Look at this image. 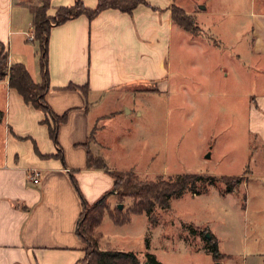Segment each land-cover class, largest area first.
I'll use <instances>...</instances> for the list:
<instances>
[{
    "label": "crops",
    "instance_id": "crops-1",
    "mask_svg": "<svg viewBox=\"0 0 264 264\" xmlns=\"http://www.w3.org/2000/svg\"><path fill=\"white\" fill-rule=\"evenodd\" d=\"M75 1L49 0L46 14L53 16L57 8L73 6ZM80 1L87 9H94L98 3ZM147 2L149 6L140 4L129 13L105 9L92 19L81 14L51 26L44 101L55 118H62L55 139L50 135L52 117L25 103L9 87L7 77L0 80V264L82 262L85 245L77 234L81 201L90 205L112 189L114 180L109 172H134L118 168L124 148L118 139L121 133L113 135L110 125L129 114L141 115L135 105L140 93L160 92L172 86L170 57L191 48L216 54L218 39L203 43L197 23L209 13L207 4L185 7L182 0ZM40 3L0 0V41L7 50L8 63L23 64L35 83H41L43 77L37 45L29 39L33 31L30 9ZM172 5L194 20L200 29L198 34L172 21ZM250 14L251 52L264 56V10ZM207 77L201 73L193 85L179 81V89L199 92L204 81L211 83ZM130 87L134 89L129 91ZM248 124V132L258 139L264 155V96L254 97ZM88 154L102 159L106 169L89 168ZM33 171L39 173L37 183L28 179ZM113 201L114 196H109L111 210ZM142 214H132L128 222L118 225L106 213L97 227L98 248L133 252L122 247L139 238L138 234L120 233L119 228Z\"/></svg>",
    "mask_w": 264,
    "mask_h": 264
},
{
    "label": "rangeland",
    "instance_id": "rangeland-1",
    "mask_svg": "<svg viewBox=\"0 0 264 264\" xmlns=\"http://www.w3.org/2000/svg\"><path fill=\"white\" fill-rule=\"evenodd\" d=\"M199 2L209 11L197 21L200 36L203 43L218 39L216 54L191 48L170 57L172 86L140 93L135 105L141 115L129 114L110 125L113 135L121 133L124 148L118 168L133 170L141 181L188 173L241 176L243 181L229 194H222L218 184L197 197L170 199L167 209H155L154 226L144 214L135 216L119 229L139 238L122 248L133 251L140 264L146 263L148 248L160 264H264V155L248 132L249 108L254 97L264 96V56L251 52L250 13L264 10V2L182 0L185 7ZM201 73L211 81L203 80L201 91L179 89V81L193 85ZM115 204H122V211L131 206L128 198L114 197L112 210ZM205 233L236 260L221 253L215 261L214 240Z\"/></svg>",
    "mask_w": 264,
    "mask_h": 264
},
{
    "label": "trees",
    "instance_id": "trees-1",
    "mask_svg": "<svg viewBox=\"0 0 264 264\" xmlns=\"http://www.w3.org/2000/svg\"><path fill=\"white\" fill-rule=\"evenodd\" d=\"M38 7H32L33 14V33L34 41L38 48V65L42 73V82L35 83L31 79L25 66L21 63H8V54L5 46L0 41V80L7 77L9 87L15 89L23 98L24 102L30 104L51 116L53 119V128H50V135L55 139L57 124L62 118H55L44 101V94L48 88L47 77V41L51 26L59 25L68 19L75 18L81 14L92 19L105 9H117L122 12H131L136 6L143 4L149 6L147 0H98L94 9L85 8L80 0H76L73 6L59 7L55 10L53 16H47L46 11L49 8V0H40ZM172 20L184 30L196 33L198 27L194 20L186 15L180 8L171 6ZM72 88H78L70 86ZM80 89H82L80 87ZM87 165L89 168L106 169L102 159L88 154ZM113 178L112 189L100 197L92 204L81 201L82 213L78 222L77 234L85 245V257L79 264H140L135 253L119 250H100L98 240L100 234L95 231L101 223L103 216L110 215L115 224L122 225L129 221L132 214H142L147 216L151 225H156L155 209H167L170 199H178L185 194L191 196L206 194L209 188L221 184L222 194L234 192L237 186L243 181V177L220 176L215 177L204 174H179L164 178L157 175L152 180L141 181L137 179L134 172H109ZM233 179V183L230 181ZM116 193L115 198L130 199L131 206L125 211L117 208L110 209L108 203L109 196ZM117 217L114 218V213ZM214 240L211 246V255L217 261L221 253L217 249ZM147 264H160L155 257L147 253Z\"/></svg>",
    "mask_w": 264,
    "mask_h": 264
},
{
    "label": "built area",
    "instance_id": "built-area-1",
    "mask_svg": "<svg viewBox=\"0 0 264 264\" xmlns=\"http://www.w3.org/2000/svg\"><path fill=\"white\" fill-rule=\"evenodd\" d=\"M29 39L30 40H33L34 39V33L32 31V33L30 34L29 36ZM28 179L32 182V183H37L38 180H39V173L37 171H33L32 173H30L28 175Z\"/></svg>",
    "mask_w": 264,
    "mask_h": 264
},
{
    "label": "water",
    "instance_id": "water-1",
    "mask_svg": "<svg viewBox=\"0 0 264 264\" xmlns=\"http://www.w3.org/2000/svg\"><path fill=\"white\" fill-rule=\"evenodd\" d=\"M207 156H208V155H207ZM117 208H118V209H122V204H118V205H117ZM205 234H206V238H207V239H210V234H209V233H205ZM145 264H147V263H145Z\"/></svg>",
    "mask_w": 264,
    "mask_h": 264
}]
</instances>
